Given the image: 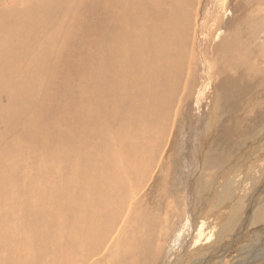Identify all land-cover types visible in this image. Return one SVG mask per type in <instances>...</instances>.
Segmentation results:
<instances>
[{
  "label": "bare ground",
  "instance_id": "1",
  "mask_svg": "<svg viewBox=\"0 0 264 264\" xmlns=\"http://www.w3.org/2000/svg\"><path fill=\"white\" fill-rule=\"evenodd\" d=\"M252 12H264V0H0V264H156L170 232L166 192L152 172L179 108L191 102L190 27L201 22L196 48L213 34L214 56L201 66L217 102L203 113L199 86L192 105L197 131L217 128L238 112L233 85L218 77L229 72L225 47L239 28L263 25ZM220 133L199 136L198 161H212L204 141ZM30 181L41 195H30ZM195 183L182 172L188 195L195 196ZM263 183L264 176L258 193ZM48 195L46 207L63 220L55 231L35 208ZM261 200L250 207L251 221ZM22 201L33 209H20ZM210 207L190 204L180 222L189 236L182 254L205 248L202 240L218 235L233 211L210 215ZM14 214L23 225H6ZM27 216L35 218L28 217L29 228Z\"/></svg>",
  "mask_w": 264,
  "mask_h": 264
},
{
  "label": "rangeland",
  "instance_id": "2",
  "mask_svg": "<svg viewBox=\"0 0 264 264\" xmlns=\"http://www.w3.org/2000/svg\"><path fill=\"white\" fill-rule=\"evenodd\" d=\"M251 14L256 21L262 20L263 25H248L233 33L234 39L229 46L225 47L228 56L223 64L224 70L229 72L218 75L223 87L233 85L238 105L235 110L238 112L229 113L225 119L223 118L219 122L217 128H213L210 123L206 130L197 131L199 115L196 114V108L192 105L195 103L197 88L204 86L207 80L208 73L206 74L202 70L201 65L202 58L209 63L214 56V48L211 44L213 34L206 35L207 39L201 40L200 47L196 48L194 41L203 35L200 27L201 22L196 30H194V26L190 27V49L194 50L195 55L185 67V80L195 73L193 78L195 85L189 94L191 102L187 107L179 108L178 115L173 121V127L162 143L152 172V177L161 176V180L159 177L161 187L166 192L168 212L165 218L169 217L167 230L170 232L169 236H166L161 243L160 251L164 254L162 253V256L157 260L158 264H264V256H262L264 255V192L256 191L262 183V176H264L262 169L264 166V144L256 149H249L256 143H264V12H252ZM198 21H202V17H199ZM201 50H205L206 57L202 56ZM67 88L72 93L73 89L71 90L69 86ZM204 88L206 91H203L202 97L206 98V102L201 109L208 115L212 112V106L217 102V97L214 84L206 85ZM65 105L69 106L67 103ZM206 120L209 121L208 116H206ZM217 131L221 132L219 136L214 138L215 135H213L212 138L208 137L209 140L204 141L206 151L211 146L208 155L213 158L212 161H209L208 157L204 160L206 163L198 161L196 146L199 136L206 137L208 132L216 134ZM212 141L215 143L214 145H212ZM185 153H188V157L179 166L182 155ZM182 172L184 175L194 174L195 196H192L190 191L188 195L182 190L184 186L179 184ZM36 185L39 184L30 181L31 196L42 194ZM146 186L148 188L143 191L142 197H145L146 191L152 188V180ZM178 186L179 194L171 195L172 189ZM14 193L9 195L10 203L15 202L19 195V193ZM258 198H262V203L255 206V218L251 221L253 214L250 213L252 210L250 207L253 206V201ZM52 201L53 198L48 195L42 203L36 199L34 202L36 212L50 221V230L55 231L57 223L63 220L53 214L59 213L58 210H55L54 207H46V203ZM153 201L160 202L157 198H153ZM231 202L232 204H230ZM208 203L211 207L205 213L210 215L220 214L223 210L232 209L233 211L232 213L228 212L227 218H223L222 224L218 227L221 230L218 235L211 237L209 241H207L208 239L202 240L201 243L207 245L205 248L195 252L189 251L184 255V253L182 254L183 247L188 244L189 236L186 235L185 225L181 224L182 220L190 211V204L192 208L200 209ZM64 204L66 208L69 207V202L65 201ZM21 206L20 209H33L31 205H26L25 201L21 202ZM41 206L43 209H40ZM13 216L15 218L10 219L14 218V220L7 222L6 225L10 226V224L15 225L16 223L23 225L21 219L17 218L15 214ZM28 217L32 216H27L25 219L26 226L30 220ZM42 222L38 221V223ZM166 225L168 223L163 226ZM240 227L243 230V236ZM27 228L29 227L27 226ZM180 232L183 234L180 235Z\"/></svg>",
  "mask_w": 264,
  "mask_h": 264
}]
</instances>
